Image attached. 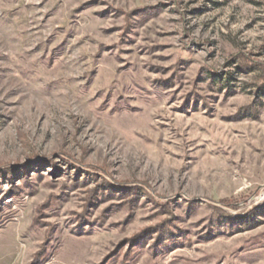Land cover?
<instances>
[{
	"label": "rangeland",
	"instance_id": "obj_1",
	"mask_svg": "<svg viewBox=\"0 0 264 264\" xmlns=\"http://www.w3.org/2000/svg\"><path fill=\"white\" fill-rule=\"evenodd\" d=\"M0 264H264V0H0Z\"/></svg>",
	"mask_w": 264,
	"mask_h": 264
}]
</instances>
